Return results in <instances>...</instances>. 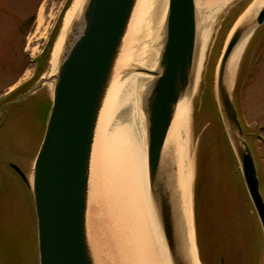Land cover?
<instances>
[{
  "label": "water",
  "instance_id": "obj_1",
  "mask_svg": "<svg viewBox=\"0 0 264 264\" xmlns=\"http://www.w3.org/2000/svg\"><path fill=\"white\" fill-rule=\"evenodd\" d=\"M254 2L219 57L216 103L264 236V198L255 159L234 105L233 80L230 88L225 82L240 38L250 39L264 24V1L252 12ZM152 7L151 0H84L67 25L53 73L42 76L32 90L52 80L50 111L31 181L39 264H104L91 217L94 146L115 82L134 73L145 78L137 98L144 122L147 187L168 261L193 264L189 232L184 223L178 226L174 212V201L178 206L180 200L179 160L175 154L169 157L167 149L177 106L195 79L198 0H163L153 28L147 14ZM142 46L154 53L150 65L130 61ZM10 165L27 181L17 165Z\"/></svg>",
  "mask_w": 264,
  "mask_h": 264
},
{
  "label": "rangeland",
  "instance_id": "obj_2",
  "mask_svg": "<svg viewBox=\"0 0 264 264\" xmlns=\"http://www.w3.org/2000/svg\"><path fill=\"white\" fill-rule=\"evenodd\" d=\"M72 1L0 0V264H38L32 196L29 186L10 163L17 165L31 182L34 158L48 115L52 83L45 81L39 89L32 90L42 76L54 71L50 70L53 47ZM246 1L198 0V31H207V38L197 87L190 100L187 134L192 164V222L200 264H218L220 259L224 264L264 262L263 232L252 202L248 199L240 170L237 176L226 172L218 175L215 182L211 180L205 154L207 148L212 152V145H206V135L203 136L205 128L216 121V70L219 57L228 36L247 15L245 11L239 16L236 13L243 9ZM59 19L60 27L52 43L46 68L32 80L33 83H29L34 79L36 57L48 43ZM248 39L237 58L233 85L240 61L245 58L247 65L243 67L238 87L239 118L243 122L242 127L247 135L245 139L252 150L261 180L259 189L264 195V32L253 45L249 44ZM21 86L27 88L25 92L13 93ZM212 136V132H209L206 139ZM200 148L202 159L197 175ZM197 180L200 210L198 238L202 253L197 242L194 215V187ZM239 187L241 189L238 190ZM218 212H221L223 219L218 217Z\"/></svg>",
  "mask_w": 264,
  "mask_h": 264
},
{
  "label": "bare ground",
  "instance_id": "obj_3",
  "mask_svg": "<svg viewBox=\"0 0 264 264\" xmlns=\"http://www.w3.org/2000/svg\"><path fill=\"white\" fill-rule=\"evenodd\" d=\"M263 1L255 0L249 9L253 12L254 7ZM83 2L84 0H73L66 11L53 47L51 71L57 64L67 25L78 15ZM151 2L152 11L147 14L153 28L160 15L163 0ZM247 37L248 35H244L240 38L228 62L225 79L228 88L233 80L240 49ZM206 38L207 31L200 33L195 57V79L177 106L167 149L169 157L175 154L179 160L176 188L180 200L177 202L178 206L174 201V212L178 226L184 223L185 230L189 232L193 264L200 263L192 222V164L187 130L190 100L202 68ZM153 58V51L142 46L133 52L130 61H142L150 65ZM127 59L128 57L125 58L126 61ZM144 80L143 76L134 73L115 82L96 136L91 217L94 241L104 264H169L153 200L147 187L144 122L137 98ZM47 81L52 83L50 79ZM182 229L184 230L183 226Z\"/></svg>",
  "mask_w": 264,
  "mask_h": 264
},
{
  "label": "trees",
  "instance_id": "obj_4",
  "mask_svg": "<svg viewBox=\"0 0 264 264\" xmlns=\"http://www.w3.org/2000/svg\"><path fill=\"white\" fill-rule=\"evenodd\" d=\"M240 10L236 11V13L239 14ZM59 27H60V19L57 21V23L55 25V28L51 32V35H50L49 40H48V43L44 47L43 51L36 57V63H35L36 65H35V69H34L35 70L34 79H31L29 81V83L32 82V80H35V78L37 76H39L45 70L46 64H47V61H48L49 52H50L52 43H53V41L55 39V36L57 34V31H58ZM263 32H264V24L262 26H260L253 33V35L250 37V39L248 41L249 44L253 45L254 42H255V39L258 36L262 35ZM242 59L240 61V64H239V67H238V71H237V74H236V82H235L234 92H233V101H234V105L236 107L238 116L240 114L239 113V111H240L239 110L240 102H239L238 87L240 85V81H241V78H242L243 67H246V65H247V64H245V61H246V60H244L245 58H242ZM25 86H21L20 88H18L13 93H17L19 91H20V93H22L23 91H25L27 89V88L26 89L24 88ZM215 104H216V102H215ZM216 110H217L216 119H215L216 121H214V123L212 125L207 126V128H205L206 130H205V132L203 134V136L204 135L207 136V134H209V132H212V134H213V136H212L213 140H212V138L208 139V137L206 139V136H205L204 137V142L206 143V145H207V143L210 144L209 146L212 145L211 146L212 152L210 153L208 148H207V150H206L207 153L205 154V159H206V164H207L208 170L210 169V172H211V173H209V174H211V180H214V182L217 180L218 175H221V174L223 175L226 172H227V174H231V175L235 174L236 176L239 173L238 164H237L234 152L232 150L231 144L229 142V139H228L224 124H223L221 116H220V113L218 112L217 105H216ZM241 123H242V126H243L242 120H241ZM244 131H245V129H244ZM245 136L247 137L246 131H245ZM201 159H202V151H201V148H200V152H198V158H197V175L199 174V170L201 168ZM222 161H224V163H222ZM209 174H208V176H209ZM239 189H241V187H239L238 190ZM194 190H195L194 191L195 229H196V234H197V242H198V245H199V247L201 249V245H200L199 238H198V224H199V228H200V221H199L200 210H199V206H198V190H199L198 180L196 182ZM217 215H218V217L220 219H223L222 215H221V212H220V214L218 212ZM230 219H231V214L229 215V219H228V224L229 225H230V222H229ZM201 253H202V249H201ZM218 264H224L223 260L220 259Z\"/></svg>",
  "mask_w": 264,
  "mask_h": 264
}]
</instances>
